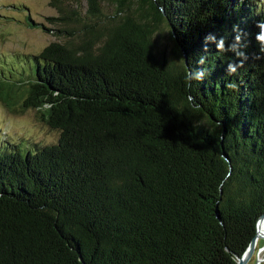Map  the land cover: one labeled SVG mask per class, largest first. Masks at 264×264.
<instances>
[{"label": "trees", "instance_id": "trees-1", "mask_svg": "<svg viewBox=\"0 0 264 264\" xmlns=\"http://www.w3.org/2000/svg\"><path fill=\"white\" fill-rule=\"evenodd\" d=\"M101 1L0 72L57 132L0 136V264H236L264 213V0Z\"/></svg>", "mask_w": 264, "mask_h": 264}, {"label": "rangeland", "instance_id": "rangeland-1", "mask_svg": "<svg viewBox=\"0 0 264 264\" xmlns=\"http://www.w3.org/2000/svg\"><path fill=\"white\" fill-rule=\"evenodd\" d=\"M57 4L52 5L51 0H0V72L4 76L15 74L21 78L22 70L44 46L67 39L66 34L61 35L55 30L63 28L57 20L61 15L59 8L66 12L74 10L83 18L87 15V0H58ZM100 5L105 15H112L116 10L115 2L110 0H103ZM29 20L37 25L31 26ZM42 26L52 31L42 29ZM75 27L78 32L80 27ZM155 41L161 49H170L168 27L164 22L158 26ZM9 79L13 80L12 77ZM0 136L11 141L50 144L56 140L57 132L40 121L35 110L14 113L0 103ZM256 258L257 264H264V239L258 240L247 264H255Z\"/></svg>", "mask_w": 264, "mask_h": 264}, {"label": "water", "instance_id": "water-1", "mask_svg": "<svg viewBox=\"0 0 264 264\" xmlns=\"http://www.w3.org/2000/svg\"><path fill=\"white\" fill-rule=\"evenodd\" d=\"M264 218V213L259 216V218L257 219L256 222V231L254 236L252 237L250 243L248 244L247 248L245 249V251L243 252V254L241 256L237 257V263L236 264H247L248 261L251 259L255 246L258 242L259 239H264V235L263 236H258L257 234V227L259 222ZM258 259L256 258L255 260V264H257Z\"/></svg>", "mask_w": 264, "mask_h": 264}, {"label": "bare ground", "instance_id": "bare-ground-1", "mask_svg": "<svg viewBox=\"0 0 264 264\" xmlns=\"http://www.w3.org/2000/svg\"><path fill=\"white\" fill-rule=\"evenodd\" d=\"M257 234L258 236H260L261 234H264V218L258 224Z\"/></svg>", "mask_w": 264, "mask_h": 264}]
</instances>
